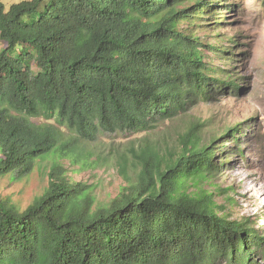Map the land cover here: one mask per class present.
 I'll use <instances>...</instances> for the list:
<instances>
[{
    "label": "trees",
    "instance_id": "trees-1",
    "mask_svg": "<svg viewBox=\"0 0 264 264\" xmlns=\"http://www.w3.org/2000/svg\"><path fill=\"white\" fill-rule=\"evenodd\" d=\"M227 1L21 0L6 10L0 0V177L54 159L48 187L25 210L0 201V264H256L264 227L220 214L207 188L227 164L217 140L243 156L242 124L208 139L194 124L171 146L118 151L124 186L103 204L60 163L106 164L87 148L101 133H148L238 94L242 78L206 60L233 61L231 47L197 35Z\"/></svg>",
    "mask_w": 264,
    "mask_h": 264
},
{
    "label": "rangeland",
    "instance_id": "rangeland-1",
    "mask_svg": "<svg viewBox=\"0 0 264 264\" xmlns=\"http://www.w3.org/2000/svg\"><path fill=\"white\" fill-rule=\"evenodd\" d=\"M20 1L2 0L6 10ZM218 5L220 11L202 22L205 26L197 35L204 45L231 47L229 53H233V61H219L214 54L206 60L221 69L232 68L242 78L238 82L240 92L231 94L229 90L230 94H218L213 102H201L187 115L160 123L148 133H101L98 141L87 144V148L106 157L109 160L106 164L81 169L71 165L68 159L61 160L68 177L92 189L96 204L107 203L124 186L113 164L118 151L144 141L171 146L177 135L194 124L204 125L200 130L205 139L219 138L226 128L239 123L242 134L237 149L243 156L232 151L234 145L229 138L217 140L216 143L221 142L217 161L227 164L215 178L214 185L207 188L214 192V201L222 207L220 214L230 220L255 219L256 229L264 227V0H228ZM226 5L233 7L227 11ZM216 22L220 25L214 26ZM216 35L226 40H218ZM228 39H234L236 46L229 44ZM34 122L42 121L34 119ZM53 161V156L48 155L36 160L33 171L24 177L16 179L11 174L0 177V201L25 210L48 187ZM255 259L256 264H264V254L258 253Z\"/></svg>",
    "mask_w": 264,
    "mask_h": 264
}]
</instances>
